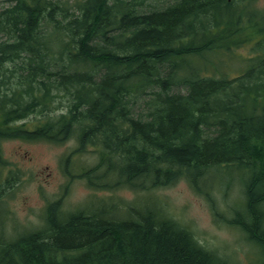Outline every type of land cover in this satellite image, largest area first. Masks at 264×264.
Here are the masks:
<instances>
[{
    "label": "trees",
    "instance_id": "16d2710c",
    "mask_svg": "<svg viewBox=\"0 0 264 264\" xmlns=\"http://www.w3.org/2000/svg\"><path fill=\"white\" fill-rule=\"evenodd\" d=\"M148 1L0 0V141L62 143L77 129L81 150H100L99 163L82 173L99 188L153 193L186 177L200 191L209 167L236 164L248 175L247 200L230 222L259 245L264 264V54L234 80L179 77L163 66L256 36L264 44V21L237 10L255 0H176L162 9ZM215 29L217 38L194 45ZM178 81L185 93L174 91ZM143 95L150 112L136 118ZM63 98L67 108L56 115L51 107ZM38 113L40 123L23 122ZM214 121L217 135H206ZM2 155L0 143L7 166ZM60 209V200L50 203L38 231L0 235V264H227L157 208L124 219L106 205L66 216Z\"/></svg>",
    "mask_w": 264,
    "mask_h": 264
},
{
    "label": "rangeland",
    "instance_id": "374dc122",
    "mask_svg": "<svg viewBox=\"0 0 264 264\" xmlns=\"http://www.w3.org/2000/svg\"><path fill=\"white\" fill-rule=\"evenodd\" d=\"M176 0H149L146 8H166ZM73 4L72 1L68 5ZM237 10L245 13L244 19H250L257 12L256 20L264 17V0H255L252 5ZM244 23V22H243ZM249 34V31H248ZM214 33H207L204 39H210ZM184 42V41H183ZM185 40L184 44L189 45ZM192 44H190L191 46ZM233 52H218L204 56L187 57L180 67L179 77L192 76V69L200 70L213 78L233 79L249 66V58L263 46L252 43H240ZM17 62H20L18 59ZM174 64V62H171ZM168 62L163 66L166 71L174 67ZM191 67V70L187 68ZM175 69V67H174ZM174 91L186 92V83L177 82ZM224 85L228 83L222 82ZM185 84V85H184ZM148 90H152L149 88ZM184 92V93H185ZM148 96L137 98V108H133L136 118H144L150 112L145 100ZM205 100L213 98L206 93ZM68 101L63 98L56 103L59 106L53 113L58 115L67 108ZM241 110V108H239ZM41 113L26 118L32 125ZM215 122V121H214ZM212 123L204 127L206 135H217ZM217 126V125H216ZM77 130V129H76ZM62 143L46 140L29 141L24 139H3L0 141L3 158L7 166L0 165V182L6 174L9 181H4L5 194L0 201V232L9 239H14L25 231H36L46 223L47 208L50 203L61 201V215L77 209L91 212L103 205H118L113 210L118 215L128 213V206L142 207L134 212L141 217L144 207L163 208L169 216L190 228L207 248L216 250L226 258L229 264H262L258 249L252 245L246 235L229 222L231 214L245 207V184L248 175L237 167L211 166L200 178V191L190 179L183 177L177 182L159 186L150 191H135L129 186H120L112 190L94 188L85 178L79 176L84 170L96 166L100 160V150L96 146H86L83 151H76L79 146L78 131ZM6 175V176H7ZM230 178H232L230 180ZM10 185V187H8ZM152 193V194H151ZM156 199L157 201H155ZM241 206V207H240ZM264 208V204H263ZM249 241V242H248ZM256 244V243H255Z\"/></svg>",
    "mask_w": 264,
    "mask_h": 264
},
{
    "label": "bare ground",
    "instance_id": "6f19581e",
    "mask_svg": "<svg viewBox=\"0 0 264 264\" xmlns=\"http://www.w3.org/2000/svg\"><path fill=\"white\" fill-rule=\"evenodd\" d=\"M180 58V57H179ZM186 60V56L181 57L180 59H178V61H167L168 63L171 64V62H174V64H171L175 67H171V70L175 71V76H179L180 74L178 73V70L180 69V67H183V61ZM197 69H199V67H197ZM197 69H193V70H197ZM107 190H112L110 188H107ZM98 219H102V217L98 218Z\"/></svg>",
    "mask_w": 264,
    "mask_h": 264
}]
</instances>
